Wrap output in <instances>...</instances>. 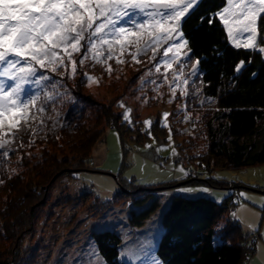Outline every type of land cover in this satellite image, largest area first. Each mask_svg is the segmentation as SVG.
I'll use <instances>...</instances> for the list:
<instances>
[{
  "label": "rangeland",
  "instance_id": "rangeland-1",
  "mask_svg": "<svg viewBox=\"0 0 264 264\" xmlns=\"http://www.w3.org/2000/svg\"><path fill=\"white\" fill-rule=\"evenodd\" d=\"M123 19L125 23L118 21L117 26L127 30L128 41L132 43L121 47L113 41L111 48L104 44L89 51L82 41L84 47L72 53V60L77 62L74 74L71 61L65 62L66 68L59 67L55 72L51 67L33 65L36 72L30 77L32 83L24 85L25 93L20 98L13 97L18 108L12 115L19 122H28L31 118V122L36 123L47 117L46 120L57 126L93 127L97 125L95 115L89 116L91 110L104 102L121 114L122 123L130 129L126 132L128 136L140 138L141 131L148 132L147 135L140 143L132 142L126 135L128 145L124 149L118 130L109 127L104 139L92 151L89 165L93 170L66 174L44 184L45 178H39L43 173L35 171L37 161L33 163V160L36 156L31 159L29 151L37 150L36 146L40 153L50 151L47 137L37 133L33 141L26 142L33 143L22 148L21 151L28 154L20 157V165L13 172L20 155L17 152L19 140H23L8 133L6 120L5 138L9 144L0 149V181H3L0 183V264H106L91 237L92 231L106 228L121 236L120 260L128 264H153V261L162 264L155 252L162 233V213L173 197L197 194L210 196L221 203H227L229 195L236 197V204L227 206V217L242 227L241 241L249 244L250 257L254 254L247 264H264V207H261L264 205V163L233 169L229 165L223 166L224 160L211 157L207 123L216 126L214 115L218 108L214 99L205 96L199 74L190 75L196 60H170L172 67L167 68L160 59L165 55L163 49L168 46V41L163 39L158 45L152 43L144 52H138L133 34L141 33L140 45L143 46L153 39L149 34L151 30L139 27L141 17L129 15ZM132 20L136 21V26ZM105 39L112 40V37ZM228 39L233 45L235 41L244 46L248 34L237 35L234 30L233 38L228 36ZM261 48L264 44H261L257 30L255 49H251L260 51ZM187 50V46H182V52ZM93 55L100 59H92ZM81 58H84L83 64L79 63ZM181 66L179 79L189 81L181 85L186 95L171 84ZM85 74L94 78L91 83L83 78ZM40 76L48 79L35 83ZM0 79L5 80L6 85L13 83L10 76ZM5 91H8L7 87ZM57 93L64 94L53 102L46 99L48 94L55 96ZM29 95L34 99L26 103ZM45 104L49 107L44 108ZM69 106L83 109L86 116L80 115L68 124ZM127 109L132 111L127 113L126 120L122 113ZM146 120L150 123L145 124ZM151 123L155 125L153 133L150 132ZM8 149L11 151L5 157L3 152ZM29 160L32 164L26 166ZM29 180L33 182L27 188L21 186ZM206 181L217 185L203 183ZM131 184L139 187L127 188ZM19 193L28 194L32 200L27 207L22 206L23 209L14 201L13 195ZM144 197L147 198L144 205L135 207L134 201ZM154 198L159 202L158 208L142 226H130L129 210L140 211ZM25 223L28 225L25 229L19 228ZM128 250L136 252V258H130Z\"/></svg>",
  "mask_w": 264,
  "mask_h": 264
},
{
  "label": "trees",
  "instance_id": "trees-1",
  "mask_svg": "<svg viewBox=\"0 0 264 264\" xmlns=\"http://www.w3.org/2000/svg\"><path fill=\"white\" fill-rule=\"evenodd\" d=\"M225 5L226 0H201L199 6L195 11H191V15L183 23L182 31L189 41L187 49H191L190 57L196 60V63L199 61L198 74L204 86V94L206 93V97L214 99L217 103L218 110L214 115L217 124L212 127L210 122L207 123L210 155L214 159L224 160L223 166L229 165L233 169H239L264 163V55L260 51L244 46L237 48L229 41L219 17L213 16V13L219 12ZM257 30L260 42L264 44V39H261L264 37V23L260 18L257 22ZM241 61L245 63L241 66V70H237L236 66ZM101 104L97 108L94 107L89 115L96 117L97 126L93 127L64 124L57 126L46 120L47 117L44 120L40 118L36 123L31 122V118L28 122L24 120L19 122L16 118L17 127L13 132L23 141L19 140L21 143L17 152H20V155L17 156L19 159L14 164L13 172L27 153L21 151L22 148L32 145L33 142H30L37 137V133L47 137L46 143L50 146V151L43 150L40 153V148L36 146L37 150L29 151V157L32 159L36 156L33 160V163L37 161L35 171L43 173L39 178H45L44 184L66 174L93 170L89 165L92 151L96 144L104 139L106 129L109 127L118 130L123 148L126 149L128 143L125 142V136L130 130L128 125L123 124L121 114L115 112L111 104L106 105L104 102ZM45 107H49V104H45ZM84 112L83 109L71 108L67 113V117L70 118V120L66 119L68 124L79 119L80 115L86 116ZM154 131L155 125L151 123L150 132ZM141 132L142 138H131V135H127V138L132 139V142L140 143L148 133ZM29 140L30 144H27ZM52 146L56 148L52 150ZM30 164L31 161L26 166ZM29 181L21 186L27 188L33 182ZM203 183L217 185L211 181ZM132 187L139 186L131 184L127 188ZM27 195L26 193L13 195L16 197L14 200L16 205L20 204L22 208L31 204L32 200ZM232 195H229L227 203H221L202 194L173 197L161 217L162 233L155 251L161 263L247 264L254 254L250 257L247 252L249 244L241 241L242 227L236 220L227 217L228 204H236V197ZM147 198L135 200L134 204L137 203L135 207L144 205ZM158 206L159 202L154 198L140 211L129 210V225L142 226ZM225 217L227 219L224 221ZM19 226L23 230L28 225L25 223ZM91 237L106 264H128L119 259L118 248L122 239L116 231L109 228L94 230ZM240 242L245 244L241 245Z\"/></svg>",
  "mask_w": 264,
  "mask_h": 264
},
{
  "label": "snow or ice",
  "instance_id": "snow-or-ice-1",
  "mask_svg": "<svg viewBox=\"0 0 264 264\" xmlns=\"http://www.w3.org/2000/svg\"><path fill=\"white\" fill-rule=\"evenodd\" d=\"M200 2L201 0H0V77L10 76L13 81L11 85H6V81L0 79V149L9 144V140L5 138L6 120L8 133L16 135L13 129L17 127V120L12 113L17 111L18 104L13 97L20 98L25 93L24 85L32 83L30 77L36 72L33 65L40 68L51 67L55 72L59 67L66 68L65 62L71 61L74 74L77 62L72 60V53L84 47L82 41L86 43L89 51L104 44L111 48L113 41L121 47L132 43L128 41L127 30L117 26L118 21L123 24V18L131 15L141 17L142 23L139 27L142 30L150 29L149 34L153 37L141 46V33L133 34L138 52H144L152 43L158 45L161 39L167 40L168 46L163 49L165 55L160 59L167 68H171L170 60L191 59L188 56L191 49L181 51L182 46L189 43L182 31V25ZM213 16H219L230 39L233 38L234 30L237 35L247 33L248 41L244 47L255 49L257 18L264 23V0H226V6L213 13ZM131 23L136 26L135 20ZM109 36L112 40L105 39ZM234 43L237 48L241 46L240 43ZM260 51L264 52V48ZM169 52L172 53L171 56L168 55ZM92 59L100 58L93 55ZM79 63L83 64L84 58ZM244 63L245 61H241L237 64V70H241ZM198 64L199 61L192 65L191 76L199 73ZM156 67L159 70V64ZM181 75L182 66L174 74L171 84L176 85L186 95L181 85L189 81L187 78L179 79ZM83 78L89 83L94 79L87 74ZM47 79L48 77L40 76L35 83L39 84ZM63 94H48L46 99L52 101ZM33 99L29 95L26 103H31ZM131 111L127 109L122 113L126 120L127 113ZM164 115L167 116L168 113ZM144 123L148 124L150 121L146 120ZM9 151L11 149L4 151L3 155L6 157ZM180 171L184 170L181 168ZM128 254L130 258L137 256L132 250H128Z\"/></svg>",
  "mask_w": 264,
  "mask_h": 264
}]
</instances>
